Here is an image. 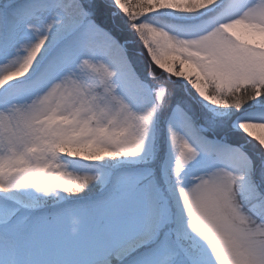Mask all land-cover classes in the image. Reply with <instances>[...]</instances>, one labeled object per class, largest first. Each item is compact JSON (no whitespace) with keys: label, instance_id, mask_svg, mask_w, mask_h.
<instances>
[{"label":"snow or ice","instance_id":"1","mask_svg":"<svg viewBox=\"0 0 264 264\" xmlns=\"http://www.w3.org/2000/svg\"><path fill=\"white\" fill-rule=\"evenodd\" d=\"M0 264H264V0H0Z\"/></svg>","mask_w":264,"mask_h":264}]
</instances>
